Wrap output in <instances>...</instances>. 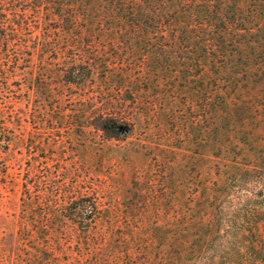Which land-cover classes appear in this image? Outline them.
Returning a JSON list of instances; mask_svg holds the SVG:
<instances>
[{"label":"rangeland","instance_id":"374dc122","mask_svg":"<svg viewBox=\"0 0 264 264\" xmlns=\"http://www.w3.org/2000/svg\"><path fill=\"white\" fill-rule=\"evenodd\" d=\"M226 10L225 22L244 28L225 38L227 57L210 55L197 67L177 59L160 87L144 97L134 91L129 142H65L66 160L72 151L87 176L81 186L98 188V218L83 232L70 209L80 198H53L45 213L57 218L40 238L47 264H77L79 256L82 264H264V0H229ZM27 81L10 79L0 103L13 96L18 111L30 108ZM33 150L0 143V264L35 252L18 231L28 215L22 179L12 188L6 175L24 172ZM58 150H49L55 159Z\"/></svg>","mask_w":264,"mask_h":264},{"label":"trees","instance_id":"16d2710c","mask_svg":"<svg viewBox=\"0 0 264 264\" xmlns=\"http://www.w3.org/2000/svg\"><path fill=\"white\" fill-rule=\"evenodd\" d=\"M228 3L0 0V94L9 90L10 79L19 77L28 79L33 93L28 98L32 106L24 112L14 107L13 96L0 103V143L8 146L15 139L28 151L34 149L26 155L24 172H6L12 188L22 179L28 215L22 216L18 231L32 240L35 250L22 264H47L51 259L40 238L51 228L48 222L57 218L45 213L53 198H80L70 209L83 232L98 218V188L81 186L87 176L76 166L72 151H66L71 155L66 160L65 142L73 135L92 142H129L134 91L144 97L146 90L160 87L162 75L177 67V59L185 60L184 67H197L210 55L227 57L225 38L244 29L225 22ZM145 101L147 112L152 101ZM22 120L30 129L20 128ZM53 146L60 148L56 159L49 151ZM51 159L56 161L53 169L48 166ZM75 261L83 262L80 256ZM113 262L97 258L89 264Z\"/></svg>","mask_w":264,"mask_h":264}]
</instances>
